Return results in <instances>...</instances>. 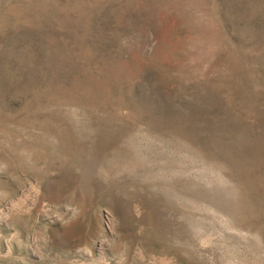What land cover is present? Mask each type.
Masks as SVG:
<instances>
[{"label": "rangeland", "instance_id": "374dc122", "mask_svg": "<svg viewBox=\"0 0 264 264\" xmlns=\"http://www.w3.org/2000/svg\"><path fill=\"white\" fill-rule=\"evenodd\" d=\"M0 264H264V0H0Z\"/></svg>", "mask_w": 264, "mask_h": 264}]
</instances>
